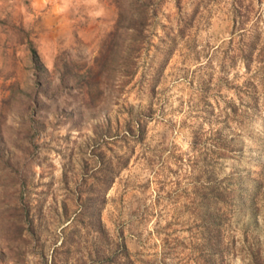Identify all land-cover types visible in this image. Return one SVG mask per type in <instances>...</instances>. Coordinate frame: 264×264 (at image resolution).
Masks as SVG:
<instances>
[{"label":"rangeland","instance_id":"374dc122","mask_svg":"<svg viewBox=\"0 0 264 264\" xmlns=\"http://www.w3.org/2000/svg\"><path fill=\"white\" fill-rule=\"evenodd\" d=\"M0 264H264V0H0Z\"/></svg>","mask_w":264,"mask_h":264},{"label":"trees","instance_id":"16d2710c","mask_svg":"<svg viewBox=\"0 0 264 264\" xmlns=\"http://www.w3.org/2000/svg\"><path fill=\"white\" fill-rule=\"evenodd\" d=\"M96 59H98V57Z\"/></svg>","mask_w":264,"mask_h":264}]
</instances>
